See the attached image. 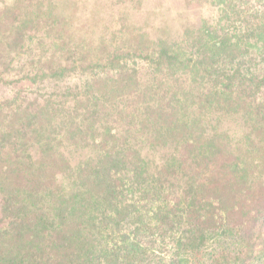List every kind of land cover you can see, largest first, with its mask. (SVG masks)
I'll return each mask as SVG.
<instances>
[{
  "label": "trees",
  "instance_id": "16d2710c",
  "mask_svg": "<svg viewBox=\"0 0 264 264\" xmlns=\"http://www.w3.org/2000/svg\"><path fill=\"white\" fill-rule=\"evenodd\" d=\"M205 3L181 40L0 8V264H264V0Z\"/></svg>",
  "mask_w": 264,
  "mask_h": 264
},
{
  "label": "rangeland",
  "instance_id": "374dc122",
  "mask_svg": "<svg viewBox=\"0 0 264 264\" xmlns=\"http://www.w3.org/2000/svg\"><path fill=\"white\" fill-rule=\"evenodd\" d=\"M37 1L39 0H0V8L13 3L22 8L29 6L33 8ZM52 2H62L73 8L74 13L68 18H72L73 24H82L83 27L78 31L83 38H86V34L96 22L97 29H101L103 37L106 36L104 30H122L123 24L141 30L146 35L163 30L181 40L183 31L198 23L199 11L204 16L212 14V10L208 11L203 7V4H206L205 0H52ZM9 92L8 88L0 86V97L8 96ZM227 128L233 137L242 132L241 127L236 124H231ZM72 156L75 157L77 154L74 153ZM200 255L201 253L196 254L191 263L200 264L202 260Z\"/></svg>",
  "mask_w": 264,
  "mask_h": 264
}]
</instances>
